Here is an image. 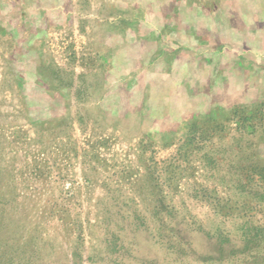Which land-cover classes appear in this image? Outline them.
Here are the masks:
<instances>
[{
    "label": "rangeland",
    "instance_id": "374dc122",
    "mask_svg": "<svg viewBox=\"0 0 264 264\" xmlns=\"http://www.w3.org/2000/svg\"><path fill=\"white\" fill-rule=\"evenodd\" d=\"M0 264H264V0H0Z\"/></svg>",
    "mask_w": 264,
    "mask_h": 264
}]
</instances>
